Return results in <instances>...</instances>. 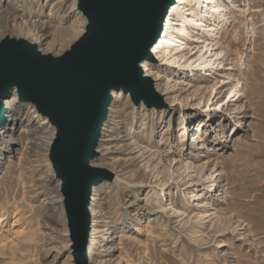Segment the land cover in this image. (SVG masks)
Here are the masks:
<instances>
[{"label":"rangeland","instance_id":"1","mask_svg":"<svg viewBox=\"0 0 264 264\" xmlns=\"http://www.w3.org/2000/svg\"><path fill=\"white\" fill-rule=\"evenodd\" d=\"M235 5L219 69L145 62L168 107L113 93L94 162L120 181L94 189L88 264H264V0ZM86 25L78 0H0V43L58 56ZM15 92L0 132V264H77L50 147L35 144L56 129Z\"/></svg>","mask_w":264,"mask_h":264},{"label":"water","instance_id":"2","mask_svg":"<svg viewBox=\"0 0 264 264\" xmlns=\"http://www.w3.org/2000/svg\"><path fill=\"white\" fill-rule=\"evenodd\" d=\"M175 1L78 0L85 31L58 56L24 38L7 36L0 43V127L11 88L55 127L49 158L62 182L77 264H88L94 189L115 179L114 172L91 163L99 155L113 93L129 94L136 105L168 107L141 63L157 61L152 48Z\"/></svg>","mask_w":264,"mask_h":264},{"label":"bare ground","instance_id":"3","mask_svg":"<svg viewBox=\"0 0 264 264\" xmlns=\"http://www.w3.org/2000/svg\"><path fill=\"white\" fill-rule=\"evenodd\" d=\"M239 1L176 0L169 10L162 35L152 48L154 56L160 61L165 60L168 64H177L181 70L194 72L198 68L197 70H202V74L205 76L212 73L210 69H219L218 66L223 64L225 59L229 58L227 56L228 53H226L219 40L225 26L227 24L231 25L234 22L235 17H233V13L230 10L235 8V3ZM248 10H250L249 4H247L246 9L243 11L244 15L250 14ZM78 32L79 30L74 31L73 36H76ZM145 62H142L143 68H145ZM237 82L240 83V79H237ZM237 82L233 84L231 91L234 90ZM15 93H17V89ZM110 106L109 108H111ZM4 125L0 127L1 134H4L6 131ZM52 139V137L41 136L37 138L35 144L42 145L44 148L50 147ZM94 160L91 162L92 165L98 166ZM148 164H150V160L147 161L146 167H148ZM115 176V182L118 183L120 181L119 175L115 173ZM95 195L94 192L91 203L92 200L96 199ZM90 211L93 216L95 212L91 207ZM16 219L18 221V218ZM92 238H94L93 233L90 235V241H92Z\"/></svg>","mask_w":264,"mask_h":264}]
</instances>
